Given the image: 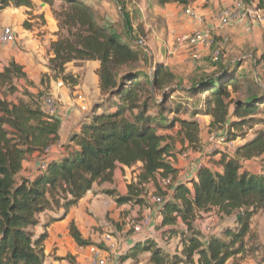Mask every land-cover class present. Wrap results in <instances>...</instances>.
Masks as SVG:
<instances>
[{
  "label": "trees",
  "instance_id": "obj_1",
  "mask_svg": "<svg viewBox=\"0 0 264 264\" xmlns=\"http://www.w3.org/2000/svg\"><path fill=\"white\" fill-rule=\"evenodd\" d=\"M42 1L51 6L54 3ZM154 1L183 7L189 4V0ZM61 2V9L53 13L61 27L69 28L70 36L51 42L50 68L54 76H60L70 61L97 60L101 99L90 106L77 130L61 143V120L43 110L41 95L35 99L24 90L17 101L8 100L5 93L0 97V264H44L47 232L35 231L36 227H47L62 219L94 185L111 183L118 166L136 165L138 168L132 170L135 177L127 183L125 194L114 189L102 192L117 204L149 205L147 186L154 184L155 195L163 199L157 209L161 218L158 228H162L159 233L163 237L180 235L181 250L167 255L159 235L143 236L123 251L118 261L122 263L148 251L153 264H225L243 251L251 219L264 208V173H253L242 165L243 161L264 154V131L243 139L233 154L214 151L212 167L200 165L194 176L181 179L180 169L174 165L177 153L170 137L159 130L172 127L177 121L185 140L197 145L200 123L195 117L199 115L211 116L210 128L224 129L227 135L229 130L247 124L264 94H259L260 85L254 80L251 82L256 91L244 99L233 96L242 80L236 69L245 59L220 62L212 73H201L179 89L173 73L163 64H156L151 75L145 72L147 53L135 42L140 36H122L116 26L100 17L95 8L98 3ZM10 5L32 7L33 2L0 0V12ZM255 7L264 12V0H257ZM256 60H264V54ZM262 71L263 75L258 76L264 83V67ZM22 77L21 67L11 61L0 70V88L11 92L16 88L12 80ZM63 77L70 79L68 75ZM175 92H184L185 98L203 94L205 108L192 106L188 117L178 116L179 111L171 109L176 117L162 120L160 115L171 108H166V104ZM152 107L156 108L155 113ZM55 147L57 153L52 151ZM32 154H37L36 166L26 174L23 161ZM166 179L169 183L165 188ZM212 210L224 218L234 216L233 227H224L216 234L213 230L204 236L203 230L196 228V221L201 213ZM42 214L49 215L45 223L40 220ZM179 222L185 231H177L175 226ZM68 229L78 245L92 244L81 237L73 221Z\"/></svg>",
  "mask_w": 264,
  "mask_h": 264
},
{
  "label": "rangeland",
  "instance_id": "obj_2",
  "mask_svg": "<svg viewBox=\"0 0 264 264\" xmlns=\"http://www.w3.org/2000/svg\"><path fill=\"white\" fill-rule=\"evenodd\" d=\"M36 4H34L33 8H36L38 11L36 15H33L32 11L28 12V19L32 20L31 22H24L22 23L23 26H26L25 23L28 24V27L31 29L32 35H42L44 38H41V47L43 49L42 53V60L44 61L42 64L45 67L43 73L39 76V81L36 86L33 83L26 82L27 86L33 88L30 93L35 97L38 98L42 94H51L55 97L57 101V112L59 113L60 118L62 119V126H61V139L60 142L66 141V138L69 137V134L73 130L76 125V122L80 123L83 117L80 120V114L83 112L85 114L89 113V108L91 106V101L98 99V91H97V84L100 86L99 76L97 74V78L93 75L92 69L93 67L88 66L85 64L86 61H70L64 65V71L60 76H54V71L51 70L49 65V59L52 57L47 58V50L51 52L50 44L51 42L57 40L58 38L70 36L69 35V28L65 26H60L59 22L54 16L53 11L59 10L60 4L62 0H54L53 5H49L42 0H36ZM89 5H96V11L99 13L101 18H104L107 22H110L112 25L116 26L122 36L125 37H132V39H136V36H140L145 45V52L147 53L146 60H147V67L145 72L148 75H151L152 70L154 69L155 65L161 63L167 68L169 71H172L175 80L174 84L180 89L182 86H188L192 80H194L197 75L195 74L193 64L195 61L187 52L186 47L183 48L181 39L187 33H189L192 29L191 24L186 23L184 19H190L185 15H182L183 6L181 5H161L155 2L154 0H86ZM240 1V0H239ZM241 2V1H240ZM38 4H43L44 12L40 13V9L37 8ZM219 4V3H218ZM190 8L200 9L204 11L207 15L214 16L216 14V9L213 3H210L209 0H205L204 2H199V0H189ZM233 5V4H232ZM194 6V7H193ZM214 6V9H213ZM231 6V5H229ZM249 6V5H248ZM221 5L219 6L220 9ZM225 7H221L218 13ZM31 8V7H30ZM32 8V9H33ZM64 8V6H63ZM257 8V7H253ZM6 9V8H5ZM48 10L51 14L50 23L52 24L49 26V21L44 18L46 10ZM259 9V8H257ZM214 10V11H212ZM262 10V9H261ZM3 11V10H2ZM1 11V12H2ZM212 11V12H211ZM263 11V10H262ZM0 12V13H1ZM162 13L163 16L159 14ZM198 13V12H197ZM217 13V15H218ZM264 13V12H263ZM200 17H202V22H204V17L198 13ZM216 15V17H217ZM46 17V16H45ZM154 18V20H153ZM184 18V19H183ZM249 21V20H247ZM101 22V20H99ZM102 23V22H101ZM103 24V23H102ZM107 25V23H104ZM150 25V26H149ZM235 25V24H234ZM208 26L214 31L215 39L218 40V37H225L218 33V26L209 25ZM232 26V25H227ZM148 27V28H147ZM41 29L43 30L41 32ZM74 27L72 26V31ZM37 46V45H36ZM34 47L33 49H39L38 47ZM221 48V52L218 55V58L214 60V63L207 64L205 66H201L203 70V74L212 73L220 62L230 61L236 62V59L245 61L241 64L239 68L236 69L238 72V76L242 77L241 83L239 88L233 96L235 98L244 99L248 94L252 91H256L257 88L252 85L253 82L256 81L258 85H260L261 89L259 94H264V83L263 81L259 80V76H255L253 73L254 64L252 63L251 55L257 53L256 48H252L250 44H243L242 46L234 47L231 45L230 41L227 38V42L222 45H219ZM232 47V48H231ZM49 48V49H48ZM142 50V48H141ZM45 51V52H44ZM208 53L205 51L201 53V56ZM52 54V52H51ZM181 56L183 58H181ZM169 58V59H168ZM201 59V57L199 58ZM170 60L173 63H170ZM197 61V60H196ZM216 61V62H215ZM165 63V64H164ZM66 68V69H65ZM198 72V71H197ZM68 75L70 79H64V75ZM245 76V80L244 76ZM23 78V77H22ZM89 78L94 80V86L90 87L87 82H89ZM60 80L63 82L62 87L66 88V94L69 96V99L72 100L74 106L79 111L77 116L76 114L67 115L63 111V107L67 106L64 104L59 96V94L54 95L51 91L56 89V81ZM19 78L12 80V84L15 86H19L20 81ZM23 81V80H22ZM254 81V82H255ZM15 86V87H16ZM7 88L4 89L0 88V97L5 93L7 95V99L11 101H17L18 98L23 97V91L17 90V87L12 90L11 92L6 91ZM25 90V89H23ZM27 91V90H26ZM101 93V92H100ZM179 92H175L172 96L168 98L166 108H169V111L166 114H161L160 118L163 120L171 119L172 117H176L173 113H170L171 109L178 110V116L184 115L188 117L192 110V106L204 109V96L203 94L199 95H191L190 98H185L184 92H181L179 96ZM187 95V94H186ZM79 96L84 100V103H87L86 110L80 109V99ZM158 98V97H157ZM177 101L180 107H177ZM186 103V104H183ZM153 113L156 112V108H151ZM83 116V115H82ZM200 116V115H199ZM203 125L199 128V142L197 145H191L188 141L185 140L183 135L181 134V126L176 121L174 126L166 127L159 130V132L169 136L170 141L172 142V149L178 153L184 149H190L191 155L189 160H185L180 162L181 164V173H179V177L183 179L184 176L192 173L193 168L199 163L200 156H204V162L207 165L214 164V159L212 158L213 152H207L206 148L208 146L206 138L208 133L212 130H223L224 129H214L216 127L210 128L209 124L212 120L211 116L201 115ZM79 119V120H78ZM78 126V125H77ZM258 131H264V98L262 101L258 103V109L256 113L250 115L247 120V124H245L242 128L229 130L228 136L232 137V134H236L235 136V145L233 147H228V153L233 154L237 145L244 140H248L255 135ZM66 137V138H65ZM199 150V151H198ZM35 154L34 156H30L33 159V163H36V159L38 158ZM30 159V160H31ZM29 160V159H28ZM35 160V161H34ZM32 161V160H31ZM243 168L250 170L253 173H264V154L258 158H252L250 160L243 161L242 163ZM138 165L134 166L133 169H137ZM165 188L168 187L163 185ZM155 187L154 184H149L147 186V195L155 194ZM149 205L152 207L154 204L149 201ZM209 214V215H208ZM212 217L211 227L209 229L202 232L204 236H208L212 229L214 233H218L224 227H233V218L234 216L228 217H221L219 214L212 210L207 213H201L200 217L197 219L196 228L201 231L202 225L201 223L206 219V217ZM140 218V217H139ZM136 216H133L129 219L127 226L131 225V221H136L139 219ZM116 220H113L109 217H105L104 219H95V223L92 225H87L86 228L89 231L97 232L100 239L102 234H110L114 238L117 239L116 233ZM120 224V221L117 219ZM214 223V224H213ZM117 224L119 227L120 225ZM125 223H123L124 225ZM126 227V228H129ZM177 231L181 230L185 231V227L182 225V222H179L177 226H175ZM156 228V227H155ZM158 230V229H156ZM155 230V231H156ZM159 237L161 238L162 245L166 247L165 253L167 255H172L173 253H180L181 244H180V235H167L163 237L162 233H159ZM90 243H95L91 240H88ZM103 240L99 241L100 245H102ZM117 243V242H116ZM98 245V244H97ZM151 253L150 252H142L139 253L136 258L134 259H127L126 261L118 264H153L151 262ZM70 263L73 264H82V262L76 261L75 257H71L68 259ZM86 264V263H85ZM225 264H264V208L260 210L256 215L253 216L250 222V233L246 236L244 240V247L243 251L237 254L234 258L229 259Z\"/></svg>",
  "mask_w": 264,
  "mask_h": 264
},
{
  "label": "crops",
  "instance_id": "obj_3",
  "mask_svg": "<svg viewBox=\"0 0 264 264\" xmlns=\"http://www.w3.org/2000/svg\"><path fill=\"white\" fill-rule=\"evenodd\" d=\"M204 1L205 0H199V2H204ZM238 1L239 0H209L210 3H213L215 9L217 8L216 14L211 17L207 15L204 11L200 9H195L200 15L204 17V22L200 26L202 27L208 26V24L217 26L216 15L218 11L221 9V7L232 5L234 3H237ZM32 2L33 5L31 8L25 6L15 7L13 5H10L0 13V30L3 26L7 25L12 27L15 33L14 42L7 45L0 44V70H2V68L11 61L18 64L21 67V71L24 73V77L19 78L18 81H20V84L19 86L18 85L15 86L17 87V90L24 91L23 89H25V91L27 90V92L29 93L30 91L33 90V88L27 86L25 83L26 82L33 83L36 86V84L40 79L39 76L43 73V70L45 68L42 64L44 62L42 60L43 49L41 47V41H40V39L44 38V36L32 35L31 29L28 27L27 24L28 22L32 21L28 19V12L32 11L33 15H36L38 12L36 8H33L34 4H36L37 1L32 0ZM251 2L252 3L249 6L254 7L256 5L257 0H252ZM38 5L39 6H37V8L40 9V13H43L45 7L43 6V4H38ZM166 5L171 6L178 4L171 3ZM220 5L221 7L219 9ZM46 12L49 11L46 10ZM159 14L163 16L161 12H159ZM44 18H46V20L49 21V26H51L52 24L50 23V20L53 19L51 18L50 12L45 13ZM184 21H186V23L188 24H191L192 28L195 27V24L193 23L192 20L185 18ZM24 22H27L25 23L26 26L22 25V23ZM42 31L43 30L41 29V32ZM218 33L225 35L230 41L231 45H233L234 47L242 46L247 42V44L252 45V48H256L257 53L251 55V59H250L255 67L253 68V73H255V76H258V74L263 75L262 68L264 67V60L261 61L259 60L258 63L256 60L260 58L262 54H264L263 24H258L252 20L249 21L245 20L243 22H240L232 26L219 27ZM35 46L38 47L39 49L37 50L33 49ZM51 56H52L51 52L47 50V58ZM181 58L183 57L181 56ZM210 60L214 61L212 59H209V56L206 53L201 56V59L195 61V63L193 64L194 66L193 68L198 69L197 70L198 72L195 70L196 72L195 74L196 75L201 74L203 72L201 66L211 64L212 62ZM170 63H173V61L170 60ZM85 64H88V66L93 67L92 72L96 79L98 74L97 71L99 68V62L97 60H93V61H86ZM57 81H59V79ZM87 84L90 87L94 86V80L89 78V82H87ZM97 91H98V99L93 100V102L91 101V105H93L96 101H99L101 99L100 87L98 84H97ZM52 92L54 95L59 94L62 102L64 104H67L66 107L64 106L62 108L65 114L67 115L69 114L73 116L74 114H76L75 115L76 117L79 111L74 106L72 100L69 99V96H67L66 88L65 87L61 88L56 86V89L54 91L52 90L51 93ZM85 115L86 114L82 112L79 116L80 120L82 117L84 118ZM57 117L60 118L59 113H57ZM195 118L199 121L201 127L203 125L202 123L203 120H201L202 117L197 116ZM60 120L62 126L63 124L62 119L60 118ZM78 124L79 123L77 121L71 133L77 130ZM60 131H61V127L59 130V136L61 137ZM57 149L56 147L52 148V151L54 150V153H57L58 152ZM34 155L35 154H32V156ZM30 156L31 155H28L26 159L23 161V171L26 174H30L36 166V163H33V159H31ZM182 161L184 160L177 158L176 163L174 164L176 167L180 169L179 173L182 172L181 171L182 167L180 164V162ZM132 170L133 168L118 166L114 170L113 180L111 183H103L100 186L94 185L92 190L88 191L79 200L77 205L70 208L67 214L62 219H58L51 222L47 227H42V226L36 227L35 231L39 232V231H43L44 229L47 232V237L44 242V252H45L44 264H73L68 261V259H71V257H75L76 261L85 264L87 259L91 256L89 249L90 245H95L100 247L102 249V251H100V255L106 256L109 259L110 264H118L119 255L123 251L130 248L134 243L141 241L142 237L145 236V235L141 236V234L135 233L132 230L131 225L129 226L130 223L128 224L129 228H126L128 227L127 223L129 219L133 216L139 218L142 215H146V214L151 215L152 216V227L150 229L152 232L151 236L158 237L159 232L160 230H162V228H158V226H160L161 218L157 212V205L151 207L149 205L139 206L130 203L117 204L111 196L102 192L103 189H114L119 194H125L127 191V183L130 182L131 179L135 177V172H132ZM194 170L195 169L193 168L192 173L188 174L187 176H184L183 179L190 176H194V172H195ZM148 196L149 195H147L146 198L148 199L147 201L149 203L150 198ZM61 212L62 209L59 210V214ZM49 214L54 217H57V215H55L53 212ZM48 216L49 215H44V214L40 215L41 222L45 223L46 219H48ZM106 216L113 220H116L115 229H116V233L118 234L117 239L111 236L110 240L105 241L104 237L106 234H102L99 239V236H97L98 235L97 232L89 231V229L86 228L87 225H92L93 223H95V219H104ZM117 219L120 221V224L117 221ZM71 221H73L76 224V227L78 228L81 237L83 239L91 240L93 242L95 240H96L95 242H97L98 240L99 241L103 240L104 243L102 242V245H100L98 241L97 242L98 245L95 243L86 246L78 245L69 234L68 226ZM134 222L135 221H131V224H133ZM123 223L125 224L123 225ZM117 224H119L120 226L118 227ZM110 244H113L112 248H108L107 245Z\"/></svg>",
  "mask_w": 264,
  "mask_h": 264
},
{
  "label": "built area",
  "instance_id": "obj_4",
  "mask_svg": "<svg viewBox=\"0 0 264 264\" xmlns=\"http://www.w3.org/2000/svg\"><path fill=\"white\" fill-rule=\"evenodd\" d=\"M182 15L187 16L190 20L193 21L195 24V28L192 29L189 33H187L184 37H182L181 42L183 48L186 47L187 52H189L190 57L192 60H196L201 57V53L208 51L207 55L215 60L218 58V55L221 52V47L219 45L224 44L227 42V38L225 37H218V40L215 39L214 31L209 26H200L202 22V17H200L197 11L190 8L189 5L183 7ZM245 20H252L258 24L264 25V13L261 9L253 8L252 6H248L240 1L234 3L231 6L223 8L217 15L216 21L218 27H224L227 25H234ZM15 40V33L10 26H3L0 30V44L7 45ZM136 44L146 50L144 41L141 37H139L136 41ZM63 84L62 81H57L56 86L61 87ZM56 98L53 97L51 94H42L40 101L42 104L43 110L49 115H56L57 116V101ZM79 103L80 109L86 110L87 103H84V100L79 96ZM90 109V108H89ZM207 141V152H214L218 151H228V147H233L235 145L234 139H229L228 135L225 131H217L211 130L206 138ZM199 151V150H198ZM228 153V152H227ZM191 155L190 149H184L177 153V158L182 160H189ZM200 165H206L204 162V156H200L199 163L194 167L196 169ZM169 183V179L163 181V185H167ZM151 202L154 205H157V209L161 206L163 199L159 195H150L148 196ZM209 215V214H208ZM212 217L208 216L206 219L201 223L202 230L206 228L209 229L211 227ZM214 224V223H213ZM151 227H152V216L149 214L142 215L137 221L131 224L132 230L137 233L151 236ZM213 232V229H212ZM111 235L106 234L104 239L105 241L110 240ZM108 248H112L113 244L107 245ZM91 256L87 259L86 264H110L109 259L106 256L100 255V251L102 249L95 245L89 246Z\"/></svg>",
  "mask_w": 264,
  "mask_h": 264
}]
</instances>
